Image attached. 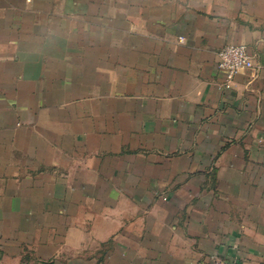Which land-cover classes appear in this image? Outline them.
<instances>
[{
    "label": "crops",
    "instance_id": "0c3cea01",
    "mask_svg": "<svg viewBox=\"0 0 264 264\" xmlns=\"http://www.w3.org/2000/svg\"><path fill=\"white\" fill-rule=\"evenodd\" d=\"M235 256L264 264V0H0V264Z\"/></svg>",
    "mask_w": 264,
    "mask_h": 264
},
{
    "label": "built area",
    "instance_id": "2783aa9c",
    "mask_svg": "<svg viewBox=\"0 0 264 264\" xmlns=\"http://www.w3.org/2000/svg\"><path fill=\"white\" fill-rule=\"evenodd\" d=\"M219 55V68L225 73L228 83L234 79L243 67H252L255 64L247 45L243 43L226 45L221 49ZM221 264L244 263L239 256H235L231 262H221Z\"/></svg>",
    "mask_w": 264,
    "mask_h": 264
}]
</instances>
